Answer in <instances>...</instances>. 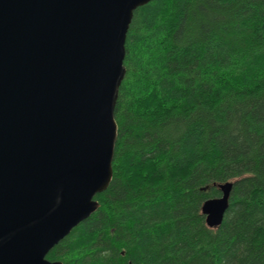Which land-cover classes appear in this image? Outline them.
<instances>
[{"label": "trees", "instance_id": "1", "mask_svg": "<svg viewBox=\"0 0 264 264\" xmlns=\"http://www.w3.org/2000/svg\"><path fill=\"white\" fill-rule=\"evenodd\" d=\"M125 50L112 180L47 258L264 264V0H151ZM227 181L210 228L202 205Z\"/></svg>", "mask_w": 264, "mask_h": 264}, {"label": "water", "instance_id": "2", "mask_svg": "<svg viewBox=\"0 0 264 264\" xmlns=\"http://www.w3.org/2000/svg\"><path fill=\"white\" fill-rule=\"evenodd\" d=\"M149 1L0 0V264H62L47 254L100 207L127 33ZM233 183L203 203L208 227Z\"/></svg>", "mask_w": 264, "mask_h": 264}]
</instances>
